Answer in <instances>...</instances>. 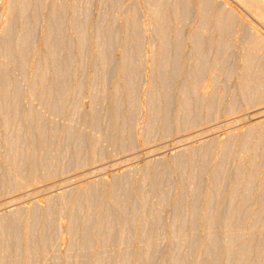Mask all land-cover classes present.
<instances>
[{
    "label": "rangeland",
    "instance_id": "obj_1",
    "mask_svg": "<svg viewBox=\"0 0 264 264\" xmlns=\"http://www.w3.org/2000/svg\"><path fill=\"white\" fill-rule=\"evenodd\" d=\"M249 2L0 0V264H264Z\"/></svg>",
    "mask_w": 264,
    "mask_h": 264
},
{
    "label": "bare ground",
    "instance_id": "obj_2",
    "mask_svg": "<svg viewBox=\"0 0 264 264\" xmlns=\"http://www.w3.org/2000/svg\"><path fill=\"white\" fill-rule=\"evenodd\" d=\"M241 2H244L246 5L250 4L249 0H240ZM251 2H253V0H251ZM257 2V1H256ZM260 2L262 3V7H263V14H264V0H260ZM252 4V3H251ZM262 39L264 41V37L262 38L261 36L258 37V39ZM261 40V41H262ZM262 41V42H263ZM264 113V112H263ZM257 115V114H256ZM264 115V114H263ZM261 115V116H263ZM231 124V123H230Z\"/></svg>",
    "mask_w": 264,
    "mask_h": 264
}]
</instances>
